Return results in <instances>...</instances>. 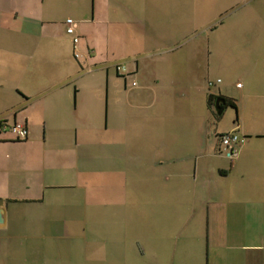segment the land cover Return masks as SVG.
<instances>
[{"label":"crops","instance_id":"obj_1","mask_svg":"<svg viewBox=\"0 0 264 264\" xmlns=\"http://www.w3.org/2000/svg\"><path fill=\"white\" fill-rule=\"evenodd\" d=\"M16 123L0 264H177L185 242L163 235L181 211L190 263L264 264V0H0V124Z\"/></svg>","mask_w":264,"mask_h":264},{"label":"built area","instance_id":"obj_2","mask_svg":"<svg viewBox=\"0 0 264 264\" xmlns=\"http://www.w3.org/2000/svg\"><path fill=\"white\" fill-rule=\"evenodd\" d=\"M66 26V34L72 40L73 45V53L74 58L78 61H83L84 55L80 50V35L77 29V23L72 19H67L65 21ZM116 73L119 76L127 78L128 72L124 65H116L115 66ZM136 82L133 83V87H136ZM241 87V84L238 85ZM9 131L16 139H23L27 137V129L26 125L23 123H16L11 127L4 126L2 124L0 132ZM220 145L221 149L224 153L228 154L230 157L234 158L238 154L239 146H240V138L235 132H229L220 136Z\"/></svg>","mask_w":264,"mask_h":264},{"label":"rangeland","instance_id":"obj_3","mask_svg":"<svg viewBox=\"0 0 264 264\" xmlns=\"http://www.w3.org/2000/svg\"><path fill=\"white\" fill-rule=\"evenodd\" d=\"M179 36V38L177 37ZM176 36V45L180 44V43H184V41L182 42V38H185V36H181V35H177ZM190 36H188L187 38H189ZM196 36H192L190 38L194 39ZM189 40H192L190 39ZM186 43H187V40H186ZM190 43V42H189ZM187 45V44H186ZM186 45L183 44L181 47L177 48L176 47V57L181 55L180 56V59L182 58H185L183 57L185 55V50H186ZM185 46V47H184ZM235 116H236V113L235 112H231L230 116H225L223 118V125H230L232 123V120L235 119ZM168 212H165L164 213V216H165V219L168 220L167 218H169L168 216ZM160 216V214H158ZM188 215L187 212H176V222H175V218L174 217H171L172 218V221L170 223H172L173 221L176 223V229L173 228V227H170V228H165V231H164V235L165 238H168L169 235H172V234H176V242L179 238H182V242H185L184 244L182 243L180 245V248L182 249V252L184 253V257L187 256L188 259H185V261H182V260H179L177 259L178 263L177 264H193L190 263L189 261V256H188V251L189 250V245L187 244L188 240L191 239V240H194L197 238L198 235H200V229L198 228H192L193 226V221L192 222H187L186 223V226L182 227L181 226V220L183 221L184 217ZM170 219V218H169ZM165 220V224L169 225L170 223H167ZM171 226V224H170ZM201 236L200 237L202 239V247L205 246V238H204V230L201 229ZM192 247H194V245H192ZM164 263L165 264H168L169 263V260L167 258L164 259ZM175 264H176V261H175Z\"/></svg>","mask_w":264,"mask_h":264},{"label":"water","instance_id":"obj_4","mask_svg":"<svg viewBox=\"0 0 264 264\" xmlns=\"http://www.w3.org/2000/svg\"><path fill=\"white\" fill-rule=\"evenodd\" d=\"M224 105H225V100L224 99L218 98L216 100L215 107H216V111L218 112V114H221L222 113V110L224 108ZM1 207H2V201L0 200V208ZM0 223H2V212H1V209H0Z\"/></svg>","mask_w":264,"mask_h":264},{"label":"trees","instance_id":"obj_5","mask_svg":"<svg viewBox=\"0 0 264 264\" xmlns=\"http://www.w3.org/2000/svg\"><path fill=\"white\" fill-rule=\"evenodd\" d=\"M213 101H214V98L212 97V96H209V98H208V104H209V106H212L213 105ZM215 102H216V100H215ZM229 100H225V104H227V105H229ZM233 106V105H232ZM220 114H218V112H217V115H216V117L219 119L220 118V116H219ZM1 126H2V124H0V129H1ZM223 152V151H222Z\"/></svg>","mask_w":264,"mask_h":264}]
</instances>
